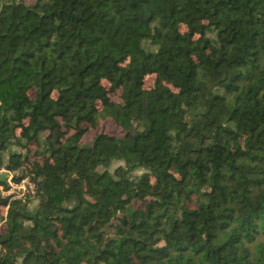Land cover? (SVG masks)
Segmentation results:
<instances>
[{
  "label": "trees",
  "instance_id": "obj_1",
  "mask_svg": "<svg viewBox=\"0 0 264 264\" xmlns=\"http://www.w3.org/2000/svg\"><path fill=\"white\" fill-rule=\"evenodd\" d=\"M3 165L0 264H264V0H0Z\"/></svg>",
  "mask_w": 264,
  "mask_h": 264
},
{
  "label": "built area",
  "instance_id": "obj_2",
  "mask_svg": "<svg viewBox=\"0 0 264 264\" xmlns=\"http://www.w3.org/2000/svg\"><path fill=\"white\" fill-rule=\"evenodd\" d=\"M34 184L27 178L23 177L18 180L13 175L6 178V184L0 185L1 195H10L14 197H23L27 193H33Z\"/></svg>",
  "mask_w": 264,
  "mask_h": 264
},
{
  "label": "rangeland",
  "instance_id": "obj_3",
  "mask_svg": "<svg viewBox=\"0 0 264 264\" xmlns=\"http://www.w3.org/2000/svg\"><path fill=\"white\" fill-rule=\"evenodd\" d=\"M146 79H147V82H151L152 81V76H148ZM105 129L106 130H110V131H114V126L111 123L107 122L105 124ZM92 135H93L92 132L87 133L85 135V137H84V140L86 141V140L90 139L92 137ZM12 149L16 150L17 148L14 147ZM4 155L5 154H3V158L5 157ZM113 166H115V164H113ZM11 175H13V173L10 172L9 170H7L4 165L0 167V177H4L5 178V177H9ZM33 203H35V202H33ZM5 209L2 208V210H0V214H2V213L4 214L5 213ZM0 221H1V218H0Z\"/></svg>",
  "mask_w": 264,
  "mask_h": 264
}]
</instances>
